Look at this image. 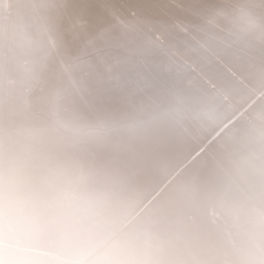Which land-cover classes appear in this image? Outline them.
Here are the masks:
<instances>
[{
  "label": "bare ground",
  "instance_id": "bare-ground-1",
  "mask_svg": "<svg viewBox=\"0 0 264 264\" xmlns=\"http://www.w3.org/2000/svg\"><path fill=\"white\" fill-rule=\"evenodd\" d=\"M203 34L220 68L191 52ZM155 49L190 70L164 73ZM256 91L253 119L223 128ZM54 122L83 135L51 145ZM241 126L243 168L224 161ZM260 219L264 0H0V264H264Z\"/></svg>",
  "mask_w": 264,
  "mask_h": 264
},
{
  "label": "water",
  "instance_id": "water-1",
  "mask_svg": "<svg viewBox=\"0 0 264 264\" xmlns=\"http://www.w3.org/2000/svg\"><path fill=\"white\" fill-rule=\"evenodd\" d=\"M230 17H232V20L236 23L235 26L240 25V26H244L245 25V21H246V12L241 13L238 15V12H233ZM225 21H219V25L222 28V30H219V37L220 39H225L228 38L230 41V46H232L234 44L233 42V28H229L225 26ZM214 26V24H213ZM227 30V31H226ZM16 45L14 47V49L12 50V52H9L8 54L4 55L3 57L6 59H9V62L12 64V66H14V68H17V78H16V88H19L20 90L18 91V93L20 95H23L25 92L23 89H25L27 87V67H29L30 65L33 64V55L31 52H25V47L26 44L20 39L19 36H14L12 38ZM198 40H201L202 42H208V47L206 46H201L202 49L199 51L198 48L200 47V43L198 42ZM212 40L208 39L206 34L200 35L199 38L197 40H194V46L192 47L191 52L193 53H201L202 56L204 57V63L206 64V69H209V65L213 66L214 68H220L219 66V52H228L227 50L221 49L219 46L215 45L214 43H211ZM2 43H3V39H2ZM4 50V47H3ZM157 52L160 53L161 55V68L163 70V72H173L177 69H181L182 71H187L190 70V66L188 64L185 63H178L177 62V58H179L180 56H178L177 54H171L168 51H162L159 49H155ZM176 51L181 55L182 52H187L188 53V49L186 47V45L180 47L179 49H176ZM215 64L217 66H215ZM229 71V70H228ZM174 78H171V80ZM186 80L187 78H181L179 80ZM17 80H20L19 83H17ZM192 80L195 82V79L192 78ZM205 88V86H204ZM257 93H259V91H256L248 100L244 101L240 106H238L236 109L232 110L229 112V114L231 115L230 117H232V121L230 123H228L225 127L231 125L232 123L235 122V120L241 119L242 121L248 122L251 121L253 119L254 116H252V114L249 113V109L251 108V106H249L250 102L252 101V99L257 96ZM152 97V96H151ZM154 98V97H153ZM259 97H257L258 99ZM178 110L182 109V106H177L176 107ZM232 112H234V114L237 115H232ZM243 126V125H242ZM237 129V131L233 134L234 135V139L235 140L233 142V144L228 147V150L225 152L224 154V161L229 160V161H235L237 160L240 164V166L243 168L245 166H250L251 162L255 161L257 159V155L256 153L252 154V156L250 158H248L246 156V154L243 152V139L242 137H240V132H241V128ZM153 130H159L157 128H153ZM23 132V131H22ZM220 132V131H219ZM24 133V132H23ZM26 134V133H25ZM46 135L43 137L44 140L47 142H49V144L51 145H61L62 140L71 137V138H78L81 137L83 134H79L77 132H72V129L66 125L64 126H56V123L54 122L49 128H47L46 130ZM220 134V133H219ZM138 136L134 137L137 138ZM140 137V136H139ZM199 152V151H198ZM195 153L193 155L192 158H194L195 156H197L199 153ZM243 155V156H242ZM181 168L183 167H177L173 170H171L170 172H168L166 174L167 178L164 176L162 178V180L159 182L158 185H163L165 183V181L171 180L173 181L181 172ZM117 186H119L117 184ZM155 189V187L146 195H149L153 192V190ZM255 201H259V199H256ZM264 223V220L260 219L257 220L255 223Z\"/></svg>",
  "mask_w": 264,
  "mask_h": 264
}]
</instances>
